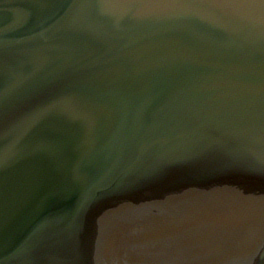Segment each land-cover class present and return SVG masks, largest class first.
<instances>
[{"label":"water","instance_id":"1","mask_svg":"<svg viewBox=\"0 0 264 264\" xmlns=\"http://www.w3.org/2000/svg\"><path fill=\"white\" fill-rule=\"evenodd\" d=\"M0 264H264V0H0Z\"/></svg>","mask_w":264,"mask_h":264}]
</instances>
